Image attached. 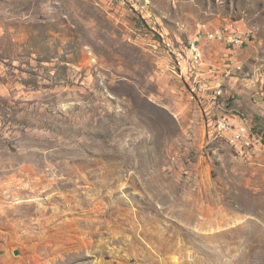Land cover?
Returning a JSON list of instances; mask_svg holds the SVG:
<instances>
[{"label": "rangeland", "instance_id": "obj_1", "mask_svg": "<svg viewBox=\"0 0 264 264\" xmlns=\"http://www.w3.org/2000/svg\"><path fill=\"white\" fill-rule=\"evenodd\" d=\"M0 264H264V0H0Z\"/></svg>", "mask_w": 264, "mask_h": 264}, {"label": "built area", "instance_id": "obj_2", "mask_svg": "<svg viewBox=\"0 0 264 264\" xmlns=\"http://www.w3.org/2000/svg\"><path fill=\"white\" fill-rule=\"evenodd\" d=\"M200 37H201V31H198V39ZM209 37L211 36L209 35ZM214 38L217 39L218 41L223 42V44L229 49L236 48V47H243L246 45V33L244 30L238 29L228 34L217 33L214 35ZM196 41L198 40H192L191 44L193 46V50L197 52V50L194 49ZM197 57H198V54H197ZM218 130L223 133L227 132L230 136H234L236 140H241L242 142H244V145H246V138L243 137L241 131L237 129L235 125L232 127H224L222 126V123H219Z\"/></svg>", "mask_w": 264, "mask_h": 264}, {"label": "bare ground", "instance_id": "obj_3", "mask_svg": "<svg viewBox=\"0 0 264 264\" xmlns=\"http://www.w3.org/2000/svg\"><path fill=\"white\" fill-rule=\"evenodd\" d=\"M245 33H246V43H247V42H249L250 33L248 31H245ZM197 37H198V35H197Z\"/></svg>", "mask_w": 264, "mask_h": 264}, {"label": "water", "instance_id": "obj_4", "mask_svg": "<svg viewBox=\"0 0 264 264\" xmlns=\"http://www.w3.org/2000/svg\"><path fill=\"white\" fill-rule=\"evenodd\" d=\"M17 252L15 251V254H16Z\"/></svg>", "mask_w": 264, "mask_h": 264}]
</instances>
